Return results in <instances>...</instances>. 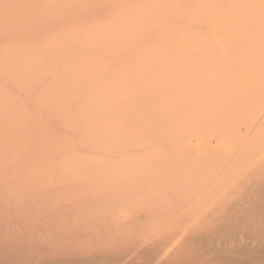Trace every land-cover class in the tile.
Here are the masks:
<instances>
[{
  "label": "bare ground",
  "instance_id": "bare-ground-1",
  "mask_svg": "<svg viewBox=\"0 0 264 264\" xmlns=\"http://www.w3.org/2000/svg\"><path fill=\"white\" fill-rule=\"evenodd\" d=\"M0 169V264H264V0H0Z\"/></svg>",
  "mask_w": 264,
  "mask_h": 264
},
{
  "label": "rangeland",
  "instance_id": "rangeland-1",
  "mask_svg": "<svg viewBox=\"0 0 264 264\" xmlns=\"http://www.w3.org/2000/svg\"><path fill=\"white\" fill-rule=\"evenodd\" d=\"M33 160H34V159H33ZM1 161H2V165H5V167H6V165H7L6 163H7V162H6L5 160L3 161V159H2ZM5 162H6V163H5ZM29 162L32 163V162H33L32 159H31V161H29ZM37 162H38V161L35 160V162H33V163H35V164L32 163V165H33V166L31 165V166H32V167H31L32 169H33V167L36 166L37 164H40L39 162H38V163H37ZM36 163H37V164H36ZM43 163H44V162H41L40 165H42V166L44 167L45 164L43 165ZM45 163H46V162H45ZM61 163H62V162H61ZM61 163H60V164H61ZM26 164H27L28 166L30 165V164H28V163H26ZM26 164H25V165H26ZM49 164H50V163H49ZM67 164H68V163H67ZM78 164H79V163H78ZM81 164H82V165L84 164V165L86 166V163H80V165H81ZM20 165H21V167H22V164H20ZM20 165H19V166H20ZM25 165H24V167L27 166V165H26V166H25ZM47 165H48V164H47ZM51 165H52V164H51ZM53 165H55V164H53ZM61 165H62V164H61ZM61 165H60V166H61ZM87 165H88V163H87ZM19 166H18V167H19ZM38 166H39V165H38ZM45 166H46V165H45ZM58 166H59V165H58ZM85 166H83V168H84ZM5 167L3 166V167H1V168H5ZM21 167H20V168H21ZM24 167H22L21 169H20V168H19V169H18V168H15L16 170H15V169H14V170H15L16 172H18V173L15 172V175H17V174L19 175V173L21 172V174L23 173L22 175L25 174L24 176H28V175H27V172H28L27 170H30V171H31V169H30V168H29V169L27 168V169L25 170V171H26V172H25L24 169H23ZM29 167H30V166H29ZM39 167H40V166H39ZM43 167H42V168H43ZM35 168H37V167H35ZM44 168H47V167H44ZM49 168H50V167H48V169H49ZM56 168H57V166H56ZM56 168H53V169H54L55 171H58L59 169H58V168L56 169ZM59 168H60V167H59ZM62 168H63V167H62ZM64 168H65V167H64ZM73 168H74V167H73ZM73 168H71V169L73 170ZM79 168H80V167H79ZM79 168H78V169H79ZM22 169H23V170H22ZM40 169H41V168H40ZM48 169L46 170L47 173L50 171V170H48ZM51 169H52V168H51ZM66 169H67V168H66ZM76 169H77V168H76ZM87 169H88V168H87ZM4 170H5V169H4ZM17 170H18V171H17ZM33 170H34V169H33ZM41 170H42V169H41ZM43 170H45V169H43ZM63 170H64V169H63ZM79 170H80V169H79ZM83 170H84V169H83ZM22 171H23V172H22ZM30 171L28 172L29 175L33 172V171L30 172ZM36 171H37V169H36ZM36 171H35V172H36ZM39 171H40V170H39ZM39 171H38V173L40 174ZM64 171L66 172V170H64ZM69 171H70V169H69ZM77 171H78V170H77ZM86 171H87V170H86ZM88 171H89V170H88ZM0 172H1V169H0ZM2 172H4V171H2ZM2 172H1V173H2ZM13 172H14V171H11L10 173H13ZM24 172H25V173H24ZM58 172L60 173V172H63V171H58ZM58 172H57V174H58ZM72 172H73V171H72ZM75 172H76V171H75ZM84 172H85V170H84ZM84 172H82V173H84ZM90 172H91V171H90ZM93 172H94V171H93ZM4 173H7V172H4ZM41 173H43V172H41ZM44 173H46V172H44ZM47 173H46V174H47ZM53 173H54V172H51V173L49 172L50 175L53 174ZM78 173H79V171H78ZM86 173H88V172H86ZM54 174L57 175L56 173H54ZM65 174H66V173H65ZM65 174H64V175H65ZM67 174H68V173H67ZM72 174H74V173H72ZM76 174H77V172H76ZM79 174H80V173H79ZM84 174H85V173H84ZM35 175H36V173H35ZM35 175H34V176H35ZM44 175H45V174H44ZM47 175H48V174H47ZM58 175H59V174H58ZM60 175H61V174H60ZM60 175H59V176H60ZM62 175H63V174H62ZM62 175H61V176H62ZM64 175H63V176H64ZM31 176H33V175H31ZM38 176H39V175H38Z\"/></svg>",
  "mask_w": 264,
  "mask_h": 264
}]
</instances>
